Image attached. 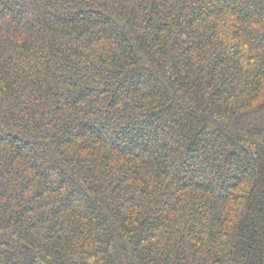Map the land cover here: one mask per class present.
Listing matches in <instances>:
<instances>
[{"label": "trees", "instance_id": "16d2710c", "mask_svg": "<svg viewBox=\"0 0 264 264\" xmlns=\"http://www.w3.org/2000/svg\"><path fill=\"white\" fill-rule=\"evenodd\" d=\"M0 264H264V0H0Z\"/></svg>", "mask_w": 264, "mask_h": 264}]
</instances>
